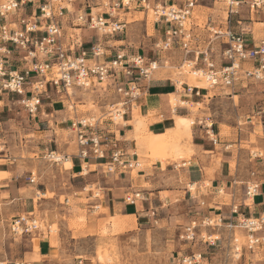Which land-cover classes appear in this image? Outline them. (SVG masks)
<instances>
[{"label": "crops", "instance_id": "obj_1", "mask_svg": "<svg viewBox=\"0 0 264 264\" xmlns=\"http://www.w3.org/2000/svg\"><path fill=\"white\" fill-rule=\"evenodd\" d=\"M23 1L25 5L21 8V13L10 16L8 23L18 27L20 19H23L26 22L37 24L39 32L36 36L41 37L45 34L47 26L55 22L62 28L64 47L72 53L90 51L93 45L101 44L106 54L105 60L115 57L116 54L141 53L149 58H154L156 55L155 47L152 48L153 39L139 33L134 35V31L139 29L137 20L132 22L135 25H131L128 30V22L126 19H121L126 24L125 32L115 35H100L98 30L78 25L75 22L78 13L84 10L94 13V10L98 11L103 8L98 7L102 6V3L99 5L97 0ZM47 2L51 3L55 16L53 21L41 17V8ZM141 9H143L142 6L136 2L120 11L134 16L141 14ZM263 16L264 12H260L253 17V21H245L242 27L236 26L234 30L241 32V28H248L250 33L246 34V40L250 41L252 38L258 40L253 22L255 19L260 20ZM19 28L23 27L19 26ZM162 29L164 25L161 24L154 36L157 42L163 38ZM175 54L177 53H172V55ZM178 55L179 57L171 59L174 67L179 64V52ZM166 56V54H160L161 59ZM9 60L10 71L23 72L29 67V63L25 62L23 55L17 51L10 56ZM172 70L175 69L173 67L161 68L150 82H141L145 89L135 107L128 111L122 124L116 125L109 120L107 122L108 118L102 116V121L97 126L99 134L104 138L102 146L105 151L104 158H97L91 151L87 156H81L80 151L74 150L70 153V148L65 149L63 150L64 159L49 167L56 170L58 174V178L52 180L38 169L39 159L27 158L25 161L19 156L13 158V152H11V158L7 154L0 155V215L32 214L37 216V208H39L43 220L49 222V225L58 224L61 231V237H53L49 234L46 237L39 235L40 241L37 239L33 241L36 244L35 248L29 244V240L28 244L25 240L22 244L25 247L24 250L22 247V262L62 264L73 253L64 243L62 233V229L66 228L69 223H62L59 218L65 214L58 206L59 198L63 195L67 196V204L70 203L69 197L73 198L74 206L68 209L71 210L72 216L80 215L81 211L91 215L93 210L97 212L99 205L102 204L111 215L135 218L138 227L146 230L162 223L163 214L171 213L175 208L181 209L186 218L191 214L190 218L195 220L194 222L206 217L220 216L224 219V227L232 220L236 224L240 218H256L264 214V160L258 158L253 168L256 172L255 180L260 183L258 195L254 199H248L245 189L251 179V173L247 176L243 172L239 153L234 147L236 145L228 146L232 139L222 136L221 125L217 127L218 132H213L212 136L208 134V129L204 125L205 113L201 111L194 113L188 107L183 106L184 104H203L204 101L200 102L198 97L205 98L207 95H203L202 89L197 92L198 87L192 84L194 88L188 92L186 85H190L186 82L179 86ZM261 86L264 89V85L261 84ZM62 96H65L66 100H63ZM67 96L64 90L49 85L47 93L42 97L38 113L30 116L22 108L21 96L7 92L0 93V140L11 139L12 137L6 134L13 129L19 133L17 134L20 138L37 134H43L46 137L53 135L51 141L56 143L57 132H66L74 128L72 116L66 112V103L70 101ZM176 100L182 105L172 108L171 101ZM19 105L22 106V111L18 110ZM57 118H59L58 121ZM177 118H186L188 121L195 119V121L193 123L191 121L192 126L184 130V126H178ZM148 136L149 140L146 139ZM166 137L176 141L178 148L185 155L174 156L177 157L175 160L172 159L173 156L165 159L153 157L148 144L151 146L153 142H156L157 146L152 148L158 150L157 153H159V150L164 149ZM213 140H217V143L214 144ZM18 141H22L19 139L15 141L18 146L17 152H20L19 147H22L23 142ZM229 147H233V150L230 151ZM46 148L49 150L52 146L46 145ZM116 151H120L124 159L139 164L141 168L135 177L132 176L131 171H118L112 174L107 170L111 155ZM179 158H183L184 163H179ZM68 160L71 166L64 168L63 164H66ZM34 169L38 170V184L28 182V179L33 177L31 174ZM206 183L208 186L202 188ZM241 185L244 188H241ZM191 186H195L198 190L193 192L190 189ZM36 190L45 196L50 193L54 197L42 201L37 197ZM97 192L102 196V200L99 199ZM135 192H141L143 200L130 205L126 202V197ZM223 194L230 197L229 202L222 200ZM84 198L90 202L82 204L78 201ZM44 204L46 206L41 208ZM236 205L238 212L234 215L233 208ZM181 212L179 213L182 214ZM89 225L82 230L87 233L79 239L92 236L88 232L91 223ZM68 234L71 243L74 239H78L74 238L73 231L69 230ZM1 258L3 257L0 255Z\"/></svg>", "mask_w": 264, "mask_h": 264}, {"label": "built area", "instance_id": "obj_2", "mask_svg": "<svg viewBox=\"0 0 264 264\" xmlns=\"http://www.w3.org/2000/svg\"><path fill=\"white\" fill-rule=\"evenodd\" d=\"M73 2V0H69ZM138 2L143 9L150 8L148 0H116L104 14H94L87 10L78 13L75 22L91 30L107 31L108 35L122 34L126 24L117 12ZM25 5L23 0H0V93L7 92L22 97L21 105L30 116H35L41 107L42 97L51 85L59 90L68 89L111 90L118 101L111 106L109 120L114 123L124 120L143 93L141 82H150L161 68L172 67V57L160 58V54L180 53L179 72L188 70L197 79L203 80L208 88L236 92L239 87L251 84L264 85V40H246L248 28L236 32L234 27H242L243 22L253 21V17L264 12V0H179L168 5L155 6L152 10L158 17L156 23L164 25L163 38L155 45L156 55L149 58L144 54H116L105 60L101 44L93 45L90 51L72 53L64 47L62 28L50 23L43 36L37 24L20 19L18 27L8 23V18L18 15ZM198 8L223 10L225 18L210 12L199 23ZM88 9V8H87ZM63 11V9L61 10ZM246 12L245 14H242ZM41 17L53 21L51 3L41 8ZM19 26L23 28L20 29ZM17 51L29 63L26 71L9 70L10 56ZM174 67V66H173ZM179 83V82H177ZM184 85V83H181ZM187 86L191 92L192 87ZM77 127L78 146L81 156L89 152L97 158H104L103 140L97 126L80 121ZM211 127V126H209ZM208 134L213 131L209 130ZM216 144L217 140H213ZM85 149V150H83ZM257 158V156H254ZM50 162L60 163L64 158L55 152L45 156ZM139 167L135 161H128L120 151L112 153L107 170L110 173L132 171ZM245 195L254 199L260 183L255 180L256 172L250 174ZM33 182V181H32ZM143 200L141 192L126 197V202L135 205ZM234 209V208H233ZM238 210H233L237 214ZM224 219L205 218L206 227H222ZM3 220L0 219V225ZM9 232L14 237L31 236L39 231V221L32 214L16 216L9 224ZM195 223L186 229L185 238L189 242L197 239ZM229 231L243 229L247 234L249 250L264 247V214L256 218H240L236 224L232 220L226 225ZM210 245L215 241L208 240ZM236 251L239 252L238 247ZM202 253H191L181 259L182 264H201ZM82 264V262H80ZM16 264H27L19 262Z\"/></svg>", "mask_w": 264, "mask_h": 264}, {"label": "rangeland", "instance_id": "obj_3", "mask_svg": "<svg viewBox=\"0 0 264 264\" xmlns=\"http://www.w3.org/2000/svg\"><path fill=\"white\" fill-rule=\"evenodd\" d=\"M97 1L99 5L102 3V6L98 7L103 8L98 11L94 10V13L104 14V12L109 11V6L116 0ZM178 1L148 0L150 8L148 10L141 9V14L131 16L130 14H126L125 11H119L114 16H118L122 20L126 19V22H128V30L131 25H135L132 22L137 20L139 22V29L134 31V35H138L139 33L150 37L153 39L152 48H154L157 42L154 36H156L161 24H156L158 18L152 9L157 5H168L173 2L177 3ZM135 3L136 1L132 5ZM198 10L199 22H202L203 17L210 12L214 13L216 17H226L224 11L219 10V8L215 10L198 8ZM89 12L91 11L89 10ZM242 14L247 16L246 13ZM253 24L257 39L264 40V16L260 20L255 19ZM162 30L164 31V29ZM99 34L108 35V32L99 31ZM175 53L177 54L166 55L172 58L179 57L178 52ZM173 68L175 70H172V72L174 73L175 81L180 82L178 83L179 86L181 83L186 82L192 88L194 86L198 87L197 92L202 89L203 95H207L205 98L198 97L200 102L204 101L203 104H184L183 106L188 107L194 113H199L200 111L205 113L204 119L206 120L204 125L206 129L211 125L209 130L216 133L218 132L217 127L221 125L222 136L232 139L228 143V146L231 144L236 145L234 147H236L239 153L243 172L247 176L249 173L254 172L253 168L258 158L264 160V89L261 84L239 87L236 92L232 93L229 90L210 89L203 80L197 79L193 74L188 73V70L179 72L175 67ZM67 94L68 100L70 101L66 103V112L69 113V116H72V122L75 124L80 121H86L88 124L97 126L102 121V116L107 118L110 116L111 106L118 101V97L114 92L111 90L104 91L100 88L96 90L73 88ZM62 99L66 100V97L62 96ZM180 103L178 100L171 101V107L174 108L182 105ZM21 107L19 105V111H22V108L25 110L24 107ZM58 120L59 118H57ZM189 121V126L191 127L195 119H190ZM122 123L123 120H118L113 124L117 125ZM189 126L184 127V130H188ZM77 132V127L70 128L66 132H57L55 137L58 140L56 143H53L51 141L53 135L46 137L43 134V136L37 134L36 136H27L24 138L21 136V139L18 135L19 133L12 129V131H9V134H6L10 138L12 137L11 139L5 138L0 140V155L7 154L11 158V152H13V158L19 156L25 161L27 158L33 160L39 159L40 165L38 169L42 170L43 174L48 176V179L56 180L58 178L57 171L49 168L54 163L45 159V156L52 151H56V153L60 154L59 156L64 157L63 150L69 148L70 153L74 150L79 151ZM210 133L212 136V132ZM17 139L23 142L18 141L22 143V147H19L20 152H17L18 146L15 144ZM146 139L149 140V136ZM164 143V149L159 150V153H157L158 150L152 148L157 146L156 142H153L151 146L148 144L153 157L165 159L173 156L172 159L175 160L177 157L185 155V153L180 151L177 142L173 139L166 137ZM46 145L48 147L52 146V149L49 148L48 150ZM229 150L232 151L233 147H229ZM174 156L177 157L175 158ZM254 156H257V158H254ZM178 160H180L179 163H184L183 158H179ZM68 163L70 162L68 161ZM66 164H63L64 168L69 166V164ZM140 168L137 167L131 171L133 177L137 175ZM31 175L33 177L32 179L29 178L28 182L33 181L34 184H38V170L34 169ZM206 186H208L207 183L202 188ZM241 188H244V186L241 185ZM190 189L193 192L198 190L195 186H191ZM36 194L42 201L54 197L50 193H47L45 196L37 190ZM97 195H99V192H97ZM222 197V200L230 201V197L227 194H223ZM66 198V195L59 198L58 206L65 213L59 216V218L62 220V223H69L68 226L66 225V228L64 227L62 229V233L64 235V243L73 253L62 264H81L80 262L82 264H182V257L191 253L203 254L201 264H264V247L249 250L247 234L241 228H235L233 231H229L224 225L222 227H206L203 225L205 218L194 222L195 220L190 218L191 214L186 218L185 213H182L181 209L175 208L171 213L163 214L164 220L162 223H158L154 228L146 230L145 228L138 227V222L135 218H122L118 215H111L102 204L99 205L97 212L93 210L91 215H88L86 212L82 213L81 211L80 215L72 216L70 214L71 210L68 209L74 206L73 198L69 197V204L66 203ZM99 199L102 200V196L99 195ZM78 201L82 204H88L90 202L86 198ZM44 206L46 205H42L41 208ZM234 209L238 210V206L236 205ZM36 215L35 217L38 219L40 226L39 231L31 236H24L22 238L11 235L8 227L11 221L18 215H0V219L3 220V223L0 225V255L3 257L0 259V264H16L22 262V247L23 250L25 248L22 244L25 240L27 244L29 240V244L35 248L36 244L33 241L36 239L40 241L39 235L46 237L49 234L53 237H61L58 224L49 225V222L43 220L39 208H37ZM89 223H91V227L88 232L92 236L79 239L80 236H84L87 233L82 230ZM194 223L197 239L189 242L185 238L186 229ZM69 230L74 232V238H78L74 239L72 243L70 242L71 238L68 234ZM209 238H211V242L216 240L214 245L208 243ZM236 247H238L239 252L236 251ZM27 264L31 263L27 262Z\"/></svg>", "mask_w": 264, "mask_h": 264}, {"label": "bare ground", "instance_id": "obj_4", "mask_svg": "<svg viewBox=\"0 0 264 264\" xmlns=\"http://www.w3.org/2000/svg\"><path fill=\"white\" fill-rule=\"evenodd\" d=\"M127 1H129V0H127ZM158 18V17H157ZM180 83V82H179ZM181 85V84H180ZM71 89V88H70ZM70 89H68V91L70 90ZM177 124H178V126H184V127H188L189 126V121L186 119V118H177ZM209 126H211V125H209ZM182 132V131H181ZM69 161V160H68ZM67 164H69V166H71V163H68L67 162ZM66 164V165H67ZM101 254V253H100Z\"/></svg>", "mask_w": 264, "mask_h": 264}]
</instances>
